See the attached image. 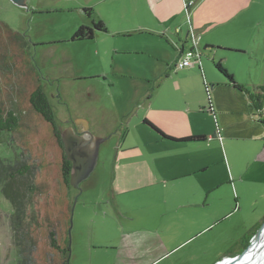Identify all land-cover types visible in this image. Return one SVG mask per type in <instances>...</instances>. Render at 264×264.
<instances>
[{
  "label": "crops",
  "instance_id": "0c3cea01",
  "mask_svg": "<svg viewBox=\"0 0 264 264\" xmlns=\"http://www.w3.org/2000/svg\"><path fill=\"white\" fill-rule=\"evenodd\" d=\"M132 1L131 9L119 16L129 17L134 25L111 29L106 22L107 31L96 33L104 43L111 36L126 37L121 46L104 51L103 70L139 83H131L126 92L135 108L111 112L115 129L130 115L116 130L120 142L111 205H106L123 222L152 223L122 230L112 245L118 250L117 263L154 264L224 219L241 218L242 240L264 221V123L254 115L247 94L212 71V64L221 61L245 86H259L253 78L264 80V0ZM191 30L203 48L202 70L175 66L180 48L189 47ZM110 52L149 53L150 59L133 66L116 55L108 61ZM204 78L211 85L213 112L204 96ZM103 113L109 114L88 109L75 118H85L90 128L100 130L107 125ZM193 136L203 138L187 139ZM228 139L251 143L229 156L223 146ZM200 246L198 242L194 249Z\"/></svg>",
  "mask_w": 264,
  "mask_h": 264
},
{
  "label": "rangeland",
  "instance_id": "374dc122",
  "mask_svg": "<svg viewBox=\"0 0 264 264\" xmlns=\"http://www.w3.org/2000/svg\"><path fill=\"white\" fill-rule=\"evenodd\" d=\"M27 1L28 8H24L11 0H0V104L20 113L19 127L12 133H4L0 142V159L14 158L24 152V155L29 154L40 165L35 178L39 188L28 206L26 217L37 241L34 251L37 264L53 263L52 257L48 256L54 251L48 239V232L52 228L66 240L70 264H118L115 255L118 250L112 245L122 230L152 225L151 222L136 220L123 222L124 219L117 214L111 216L106 205H111L115 152L120 142L116 130H121L122 121H127L130 115L127 114L126 118L123 116L115 129L116 118L112 119L111 112L135 108L134 98L126 92L131 83H139L130 77L122 78L103 70L104 51L111 49V46H121L120 42H127L126 37L111 36L107 39L109 42L104 43V39L97 37L99 33L92 39L84 40H74L72 35L81 25H92L94 20L105 19V24L107 22L111 29L134 25L129 17L123 19V15L119 16L121 11L131 9L134 2ZM262 4L264 6V2ZM187 40L190 43V36ZM199 46L202 58L200 41ZM187 49L180 48L181 56ZM110 53L108 61H112L116 55L117 59L133 66L142 59H150L149 53ZM179 59L175 63L176 67ZM194 66L202 70V61L195 62L191 67ZM212 66L213 74L218 76V68L214 64ZM252 81L256 86L259 83L264 85V80L258 82L253 78ZM38 82L44 85L50 97L61 129L66 128L70 120L76 119L78 113L81 115L88 109L97 115L105 111L109 113H103L107 117L102 115L103 121L107 122L105 127L97 130L92 125L90 128L97 136L110 137L102 143L98 164L92 175L81 183V192L72 185H64L61 172L63 151L57 144L51 125L29 103V94ZM204 85L208 105L211 85L205 78ZM236 103L233 101L231 104ZM240 105L242 103L237 104V108ZM235 114L237 116L238 113ZM250 143L224 140V152L229 156L232 152L238 155L237 152L250 146ZM225 162L228 163L227 157ZM5 196L0 190V264H19L11 223L13 206ZM105 211L107 214H104ZM241 221L237 217L224 219L212 231L208 228L199 240L154 264H215L224 257L239 254L245 249ZM120 222H123V226ZM261 224L254 228L252 236ZM198 242L201 246L194 249Z\"/></svg>",
  "mask_w": 264,
  "mask_h": 264
},
{
  "label": "trees",
  "instance_id": "16d2710c",
  "mask_svg": "<svg viewBox=\"0 0 264 264\" xmlns=\"http://www.w3.org/2000/svg\"><path fill=\"white\" fill-rule=\"evenodd\" d=\"M102 31H107L105 22L103 20H94L92 25H81L72 35V39H92L95 37L96 33ZM19 40L22 41L21 39ZM22 43L25 45V42L22 41ZM214 65L218 68L219 72L228 78L234 88L247 94L254 115L258 117L259 122L264 123V85L250 88L249 86L237 82L221 61L214 62ZM208 101L209 103L211 102L210 98H208ZM29 103L33 110L51 125L53 135L58 142L57 144H59L63 151L61 172L64 185L71 187L70 175L72 172V162L66 158L61 126L57 120V115L50 97L44 85L40 82H38L35 88L30 92ZM146 123L161 132V135L169 137L150 121L146 120ZM19 125L20 113H18L16 109H6L0 104V142L3 139L4 133L14 132ZM197 137L201 138L202 136H193L187 139ZM39 170L40 165L34 162L29 154L24 155V152L17 154L14 158L0 159V190L6 195L5 197L10 200L13 206L11 223L14 233V243L17 245L19 254V264H37L34 255V251L37 249V241L30 229V224L26 221V217L28 216V206L39 188L35 181ZM251 236H244L242 242L244 248L248 246ZM48 239L51 248L54 249L53 252L48 253V256L52 257V264H70L69 247H66V240L58 235L55 228L49 230Z\"/></svg>",
  "mask_w": 264,
  "mask_h": 264
},
{
  "label": "water",
  "instance_id": "95a60500",
  "mask_svg": "<svg viewBox=\"0 0 264 264\" xmlns=\"http://www.w3.org/2000/svg\"><path fill=\"white\" fill-rule=\"evenodd\" d=\"M11 1L18 6L28 8L27 0ZM73 124L74 125L62 129V140L65 147L66 158L72 162L70 184L81 192V183L88 179L92 175V172H94L98 164L100 147L110 135H95L90 129L89 121L85 118L74 119ZM76 125H81V127L77 128ZM263 229L264 221L257 231L253 233L248 246L241 253L224 257L215 264H229L245 255L249 249L256 245Z\"/></svg>",
  "mask_w": 264,
  "mask_h": 264
},
{
  "label": "built area",
  "instance_id": "2783aa9c",
  "mask_svg": "<svg viewBox=\"0 0 264 264\" xmlns=\"http://www.w3.org/2000/svg\"><path fill=\"white\" fill-rule=\"evenodd\" d=\"M189 36H190V40H189L190 41V43H189L190 48L183 51L182 56L178 61L177 68L191 67L194 65L195 62L201 63V61H200V59H201V53H200L201 48L199 46V35L196 34L194 30H191L188 33L187 37H189ZM208 98H210V101H211L209 103L208 110L213 112L211 96H209Z\"/></svg>",
  "mask_w": 264,
  "mask_h": 264
},
{
  "label": "bare ground",
  "instance_id": "6f19581e",
  "mask_svg": "<svg viewBox=\"0 0 264 264\" xmlns=\"http://www.w3.org/2000/svg\"><path fill=\"white\" fill-rule=\"evenodd\" d=\"M229 264H264V229L256 245L247 253Z\"/></svg>",
  "mask_w": 264,
  "mask_h": 264
},
{
  "label": "flooded vegetation",
  "instance_id": "af4514ba",
  "mask_svg": "<svg viewBox=\"0 0 264 264\" xmlns=\"http://www.w3.org/2000/svg\"><path fill=\"white\" fill-rule=\"evenodd\" d=\"M70 125H74V124H73V119H72V120H70V123H69V125H68V126H70ZM80 126H81V125H76V127H77V128H80Z\"/></svg>",
  "mask_w": 264,
  "mask_h": 264
}]
</instances>
